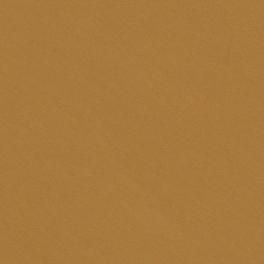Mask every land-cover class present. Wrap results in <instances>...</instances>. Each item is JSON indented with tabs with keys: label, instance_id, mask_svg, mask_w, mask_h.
<instances>
[{
	"label": "water",
	"instance_id": "1",
	"mask_svg": "<svg viewBox=\"0 0 264 264\" xmlns=\"http://www.w3.org/2000/svg\"><path fill=\"white\" fill-rule=\"evenodd\" d=\"M0 264H264V0H0Z\"/></svg>",
	"mask_w": 264,
	"mask_h": 264
}]
</instances>
